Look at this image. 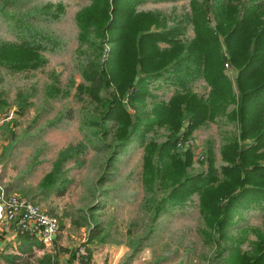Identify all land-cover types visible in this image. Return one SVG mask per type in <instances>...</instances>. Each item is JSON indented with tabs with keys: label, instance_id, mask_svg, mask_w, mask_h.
Instances as JSON below:
<instances>
[{
	"label": "rangeland",
	"instance_id": "obj_1",
	"mask_svg": "<svg viewBox=\"0 0 264 264\" xmlns=\"http://www.w3.org/2000/svg\"><path fill=\"white\" fill-rule=\"evenodd\" d=\"M4 1L0 0V44L17 42L19 32L13 29L12 18L26 19L52 42L51 48L36 52L43 59L40 64L25 67L0 63V184L7 194L29 198L57 219L54 244L43 255L56 264L64 256L71 264L77 247L84 245L85 264H222L226 255L221 259L216 256L213 241L218 236L210 227L207 216L211 215L202 217L196 196L190 195L180 208L168 206L157 212L151 198L158 196L159 189H154L153 195L142 183V146L134 140L125 150L113 154L109 145L112 126L107 124L108 131L102 136L99 126L91 122L97 121L102 106L86 90L77 88L86 85L80 67L91 52L84 44L78 45L79 29L74 21L75 13L87 7L90 0ZM46 4L59 6L62 13L56 19L44 18L37 12ZM136 7L159 10L167 26H172L189 13V0L145 1ZM30 13L36 16L29 17ZM209 20L213 27L212 16ZM185 35L193 37L190 23ZM218 35L221 52L225 53L222 36ZM99 58L104 61L106 54L101 53ZM222 73L236 92L237 70L228 60ZM192 89L205 96L209 86L198 79ZM155 93L161 95V90ZM168 95L169 91L162 93L164 98ZM233 108L230 104L223 115L193 128L183 146L175 149L178 153L188 149L187 173L207 168L208 143L214 168L226 165L220 147L229 138L239 141L237 122L227 117ZM128 111L132 109L128 107ZM165 135L160 128L146 137L160 142ZM80 142L84 144L80 153H65ZM109 157L112 160H107ZM47 175L52 178L50 183L43 182ZM263 207L264 199L256 198L231 212L230 232L242 239L238 246L241 251H248L251 243L264 238ZM5 222L12 226L1 219L0 228Z\"/></svg>",
	"mask_w": 264,
	"mask_h": 264
},
{
	"label": "trees",
	"instance_id": "obj_2",
	"mask_svg": "<svg viewBox=\"0 0 264 264\" xmlns=\"http://www.w3.org/2000/svg\"><path fill=\"white\" fill-rule=\"evenodd\" d=\"M145 1L179 0H90L74 15L78 45L84 44L91 52L80 67L86 85L77 88L86 90L102 106L97 121L91 122L99 126L102 136L108 131L105 126H112L109 145L113 154L134 140L142 146V183L153 195L154 189H159L158 196L151 198L157 212L168 206L180 208L194 194L202 217L211 215L207 216L210 227L218 236L213 241L216 256L221 259L226 255L222 264H264V238L241 251L242 239L230 232L235 208L264 199V0H189V13L172 26H167L159 10L136 7ZM40 9L37 13L44 18L56 19L62 13L59 6L49 4ZM12 20L13 29L19 32L17 42L0 44V63L40 64L43 59L36 52L51 48L52 42L26 19ZM187 23L192 25V38L185 35ZM101 53L106 54L104 61L99 58ZM225 60L237 70L236 92L222 73ZM198 79L209 86L205 96L192 89ZM156 90H161V95ZM165 91H169L166 98L162 97ZM230 104L235 108L227 117L236 120L239 141L229 138L220 147L226 165L214 168L208 143L207 168L187 173L189 151L178 153L175 149L183 146L193 128L223 115ZM160 128L166 131L164 140L146 137ZM83 148L80 142L65 153L77 154ZM51 180L47 175L43 182ZM49 262L47 255L37 260V264Z\"/></svg>",
	"mask_w": 264,
	"mask_h": 264
},
{
	"label": "built area",
	"instance_id": "obj_3",
	"mask_svg": "<svg viewBox=\"0 0 264 264\" xmlns=\"http://www.w3.org/2000/svg\"><path fill=\"white\" fill-rule=\"evenodd\" d=\"M12 224L16 233L34 235L44 247H50L58 230L54 216L45 213L29 198L7 194L0 184V220ZM87 251L84 245L75 251L73 264H85Z\"/></svg>",
	"mask_w": 264,
	"mask_h": 264
},
{
	"label": "crops",
	"instance_id": "obj_4",
	"mask_svg": "<svg viewBox=\"0 0 264 264\" xmlns=\"http://www.w3.org/2000/svg\"><path fill=\"white\" fill-rule=\"evenodd\" d=\"M5 223L0 228V264H37L44 251L48 252L54 244L56 234L51 246L44 247L34 235L18 234L9 223ZM59 260L60 264H69L64 256H60Z\"/></svg>",
	"mask_w": 264,
	"mask_h": 264
}]
</instances>
